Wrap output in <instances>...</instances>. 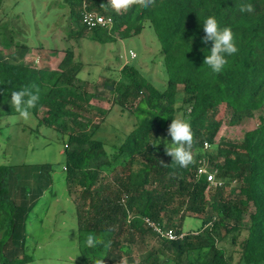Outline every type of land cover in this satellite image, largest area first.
Returning <instances> with one entry per match:
<instances>
[{
  "label": "trees",
  "instance_id": "obj_1",
  "mask_svg": "<svg viewBox=\"0 0 264 264\" xmlns=\"http://www.w3.org/2000/svg\"><path fill=\"white\" fill-rule=\"evenodd\" d=\"M244 3L251 4L253 11L240 13ZM63 4L70 7L69 18L76 15L81 22V0ZM87 5L112 16L113 24L71 28L67 37L86 35L106 43L139 33L149 21L167 73L164 89L155 87L134 65L124 64L117 70L110 68L112 73L101 89L89 90V81L79 76L83 64L72 50L65 51L55 69L0 55V121L6 120L0 124V135L6 118L19 114L11 104L12 91L24 89L39 95L29 109L33 116L41 114L38 125L55 129L64 139L62 178L74 205L80 261L233 264L219 243L227 239L236 244L246 213L247 232L239 241L235 264H264V118L240 141H215L224 121L239 124L264 111V0H133L119 12L108 0H87ZM209 15L221 28L232 29L238 48L220 73L204 64L212 46L210 41L202 43L203 21ZM10 30L0 20V42L5 45L15 42V36L7 34ZM15 43L20 44L22 55L26 42ZM107 102L108 107L103 105ZM114 104L127 109L135 121L107 154L95 133ZM180 109L193 133V159L187 167L172 161L164 145L165 140L171 141L168 129ZM49 164L27 166L44 178L38 195L52 181ZM200 166L213 171L222 184L211 185L206 173H198ZM10 172L9 165L0 162V264L26 261V257L9 258L6 247L15 235L17 209L28 216L36 203L28 198L19 206L11 193ZM15 174L18 180L20 175ZM144 216L175 230L183 227L173 225L188 218L200 219L201 225L198 231L168 240L147 226ZM89 232L99 243L86 244Z\"/></svg>",
  "mask_w": 264,
  "mask_h": 264
},
{
  "label": "rangeland",
  "instance_id": "obj_2",
  "mask_svg": "<svg viewBox=\"0 0 264 264\" xmlns=\"http://www.w3.org/2000/svg\"><path fill=\"white\" fill-rule=\"evenodd\" d=\"M63 3L64 0H2L0 20L7 23L8 29L12 28L8 36H15V42L25 41L27 49L21 55L19 43L5 45L0 42V55L6 60L20 59L36 67L55 69L65 51L72 50L74 57L83 64L79 76L89 81V90L101 89L103 80L112 73L110 68L117 70L124 64L134 65L159 90L165 88L167 73L160 44L149 21L144 22L139 33L106 43L92 40L86 35L68 38L66 34L71 28H83V25L76 15L69 18L70 7ZM130 50L134 53L133 57L129 54ZM103 105L108 107L109 102ZM40 115L29 113L27 118L20 114L10 116L6 118L4 135H0V162L10 167L12 195L19 206L21 200L28 198H35L36 202L28 216L21 208L17 209L15 235L6 251L11 259L27 258L19 264H84L80 261L74 205L66 193L62 178L64 139L55 129L38 125ZM175 118L184 120L182 109L176 112ZM260 118H264V111L243 119L239 124L231 125L224 121L215 141L222 138L240 141L244 132L255 127ZM5 121L3 118L0 124ZM134 121L135 117L127 109L121 110L117 104L111 106L95 133V137L103 141L107 154L121 142ZM47 162L50 163L51 170L48 172L52 181L49 186H42L38 195L37 188L44 178L27 166H40ZM17 172L20 175L18 180ZM20 184L21 187L17 188ZM248 221L249 216L245 213L236 244L231 245L227 239L219 243L233 264L239 259V241L246 235ZM182 222L173 226L183 227L186 233L198 231L201 225L200 219L194 218ZM139 253L140 250L134 248V254L137 256Z\"/></svg>",
  "mask_w": 264,
  "mask_h": 264
},
{
  "label": "clouds",
  "instance_id": "obj_3",
  "mask_svg": "<svg viewBox=\"0 0 264 264\" xmlns=\"http://www.w3.org/2000/svg\"><path fill=\"white\" fill-rule=\"evenodd\" d=\"M132 2L133 0H108L111 8L117 12L129 7ZM239 11L240 13H250L253 11V6L248 3L241 4ZM203 30L205 35L202 37V43L207 44L210 41L212 44L210 51L205 55L204 64L213 73H220L227 65L228 57L238 51L235 35L230 27L221 28L215 16L211 15L205 17ZM26 96L27 99H25ZM38 100V93H29L24 89L12 91L11 93V104L25 118L29 116V109L34 107ZM168 136H170L171 142L165 140L166 154L171 156L172 161H175L180 167H187L193 159L191 152L193 133L190 124L183 119H171ZM85 241L88 246H94L99 243L96 235L92 232H89L87 237H85ZM97 264H103V261H97Z\"/></svg>",
  "mask_w": 264,
  "mask_h": 264
},
{
  "label": "built area",
  "instance_id": "obj_4",
  "mask_svg": "<svg viewBox=\"0 0 264 264\" xmlns=\"http://www.w3.org/2000/svg\"><path fill=\"white\" fill-rule=\"evenodd\" d=\"M81 23L85 28L92 29L94 27H110L113 24V18L110 15H104L99 13L96 10L88 8L87 0H81ZM129 54L131 57L134 56V53L130 50ZM209 144L204 142V147L207 148ZM198 173H206V179L210 182L211 185H221L222 181L216 179L213 171L206 169L204 166L198 168ZM144 223L151 227L153 231L160 237H163L168 240L180 239L186 232L183 230H175L171 226L161 225L159 222L151 219L150 217H143Z\"/></svg>",
  "mask_w": 264,
  "mask_h": 264
}]
</instances>
